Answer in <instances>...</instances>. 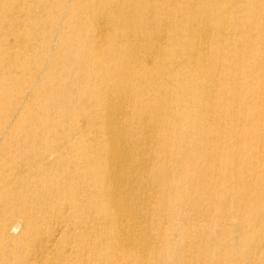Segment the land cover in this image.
<instances>
[{"label": "bare ground", "instance_id": "1", "mask_svg": "<svg viewBox=\"0 0 264 264\" xmlns=\"http://www.w3.org/2000/svg\"><path fill=\"white\" fill-rule=\"evenodd\" d=\"M0 264H264V0H0Z\"/></svg>", "mask_w": 264, "mask_h": 264}, {"label": "rangeland", "instance_id": "2", "mask_svg": "<svg viewBox=\"0 0 264 264\" xmlns=\"http://www.w3.org/2000/svg\"><path fill=\"white\" fill-rule=\"evenodd\" d=\"M228 101V100H227ZM223 119H225V116H221ZM231 197V196H230Z\"/></svg>", "mask_w": 264, "mask_h": 264}]
</instances>
